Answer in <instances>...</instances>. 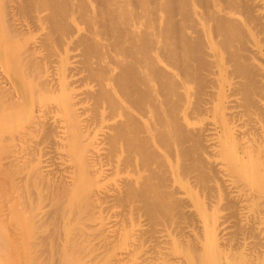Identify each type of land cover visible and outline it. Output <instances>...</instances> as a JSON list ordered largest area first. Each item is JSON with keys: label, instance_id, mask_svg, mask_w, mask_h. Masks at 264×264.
I'll return each mask as SVG.
<instances>
[{"label": "bare ground", "instance_id": "6f19581e", "mask_svg": "<svg viewBox=\"0 0 264 264\" xmlns=\"http://www.w3.org/2000/svg\"><path fill=\"white\" fill-rule=\"evenodd\" d=\"M0 26L31 264H264V0H0Z\"/></svg>", "mask_w": 264, "mask_h": 264}, {"label": "rangeland", "instance_id": "374dc122", "mask_svg": "<svg viewBox=\"0 0 264 264\" xmlns=\"http://www.w3.org/2000/svg\"><path fill=\"white\" fill-rule=\"evenodd\" d=\"M3 137H0V264H31L33 263V258L31 259L33 254L30 248L32 246V238H36L37 242H40L41 237L39 239L38 236L41 234L36 233L38 236L33 234L37 230L33 229V231L31 229L33 225L31 227L30 224H33V222H30V220L35 217V221H38L36 216L40 217V211H45V208L40 209L39 216L37 213L38 210L35 212L27 210L30 209V206H27V208L25 206L26 209L22 206H11L12 202L14 204L12 185L14 186L15 183L13 182L12 184V181H9V179L13 177L12 180H14L15 173H11L10 171L13 170L11 167L12 162L10 161L12 159L14 160L15 156L22 154L26 145H22L23 143L12 135ZM17 185H20L19 182H17ZM255 206H264V169L258 161H255ZM33 212L35 214L37 213V215L33 216ZM38 223L40 224V222ZM41 224L43 225L45 223ZM41 226L39 225L38 232L46 228L43 226V229ZM33 235L35 237H32Z\"/></svg>", "mask_w": 264, "mask_h": 264}]
</instances>
